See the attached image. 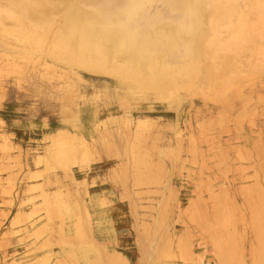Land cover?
Segmentation results:
<instances>
[{"label":"bare ground","instance_id":"bare-ground-1","mask_svg":"<svg viewBox=\"0 0 264 264\" xmlns=\"http://www.w3.org/2000/svg\"><path fill=\"white\" fill-rule=\"evenodd\" d=\"M260 66L264 0H0V81L61 82L54 84L63 95L61 111L71 112L44 133L35 154L27 151L32 160L22 159L23 147L0 118V193L9 205L19 199L11 231L2 232L0 264H214L194 250L190 232L177 231L189 209L172 177L175 168L192 177L201 138L177 116L165 125L174 130V145L155 153L146 141L156 119L133 113L130 103L152 97L178 110L186 95L207 98L214 92L227 105L254 82ZM87 74L103 85L91 83ZM113 98L123 113L109 108ZM95 99L107 107L106 117L90 111ZM4 101L0 84V108ZM85 111L91 112L89 123ZM103 153L116 159L109 178L122 186L121 198L136 219L143 215L137 223L138 262L135 251L120 247L115 195L91 192L97 181L87 176ZM16 167L25 171L23 182ZM141 194L151 202L139 213ZM215 202L217 219L233 225L231 211L216 196ZM253 214L264 245L263 218ZM202 218L199 226L214 247L216 264H236V233L225 238ZM10 232L20 235L19 242L32 238L33 251H46L36 261L15 258L6 251ZM258 253L255 264H261Z\"/></svg>","mask_w":264,"mask_h":264},{"label":"rangeland","instance_id":"rangeland-1","mask_svg":"<svg viewBox=\"0 0 264 264\" xmlns=\"http://www.w3.org/2000/svg\"><path fill=\"white\" fill-rule=\"evenodd\" d=\"M257 69L260 72L253 76L254 82L242 87L239 95H231L232 101L227 105L217 101L214 92H210L207 98L186 95L178 110L176 106L173 105V108L168 102L157 101L152 97L149 100L130 103L133 113L142 112L156 119L158 124L147 134L146 141L148 147L153 146L155 153L164 145H174V130L165 125L173 124L177 116H180L182 127L188 126L194 129L201 138V156L194 166L192 177L182 175L177 168L172 177L181 192L183 207L189 209L183 220L177 222V231L190 232L194 250L205 252L206 259L214 264L217 263L214 247L208 234L207 238H203L206 233L204 234L199 226L202 217H205L209 226L216 228L225 238L232 232L236 233L234 244L238 246L241 256L237 254L236 264H239V257L243 264H255V251L259 252V260L264 264V245L255 229L253 216L256 211L258 216L263 218L264 226V66ZM86 78L97 86L103 85V80L94 76L87 74ZM57 83L39 78L19 81L14 77H4L0 81L5 87V101L0 108V118L7 121V129L15 133L14 139L23 147L22 159L32 160V154L37 151L35 148L44 137L43 131L52 130V125H60L62 118L71 115L70 111H61L63 95L54 88V84L58 85ZM87 90L93 91L91 86H88ZM67 97L65 95L66 101ZM89 108L90 111L99 110L101 118L108 115V112L104 111L107 107L101 100L95 99L90 102ZM109 108L118 114L125 110L115 98L111 100ZM90 111L82 114L86 123H89ZM197 121H204V127H198ZM25 131L28 132L27 140H25ZM27 151L32 154H28ZM167 165L170 172V161ZM14 171L18 173L17 180L23 182L24 169L16 167ZM184 174L187 175L188 172L184 170ZM145 190L143 189L142 192L145 193ZM151 194L153 197L159 195ZM215 196L233 214V225H224L217 219ZM141 197L142 199L138 201L139 213L143 211L142 204L151 202L146 198V194H141ZM5 199L0 193V209L4 210L3 216H0V256L3 253L2 232L11 231V220L18 210L19 200L16 197L14 203L9 205ZM196 204L198 209L195 207ZM218 204L220 203H217V206ZM191 207L195 208L191 210ZM140 217L143 219V215L137 219L134 216L131 227L133 235L131 238L134 241L131 250L137 254V262L141 257L137 244L140 230L137 223L140 222ZM19 236L11 232L7 236L10 243L6 246V251L15 255V258L36 261L37 256H42L46 251L45 249L33 251V239L26 238L19 242Z\"/></svg>","mask_w":264,"mask_h":264},{"label":"crops","instance_id":"crops-1","mask_svg":"<svg viewBox=\"0 0 264 264\" xmlns=\"http://www.w3.org/2000/svg\"><path fill=\"white\" fill-rule=\"evenodd\" d=\"M58 126L59 124H55L54 126L52 125V128L55 129ZM43 132L45 133V131ZM27 136L28 132L25 131V140H27ZM114 160H116L114 157H108L105 153H103L100 158H97V160L93 162L87 178L89 181H92L93 178H96V184L90 187L91 192L94 193V195L104 193L111 198L113 195H115L117 201L114 205V213L119 226L120 247L127 252H133L131 250V244L134 242L131 238L133 237L131 233V227L134 219L132 209L129 206L128 201L121 198L123 192L122 186L114 183L109 178V169L110 166L114 164ZM78 176L79 178L83 177L81 174Z\"/></svg>","mask_w":264,"mask_h":264}]
</instances>
